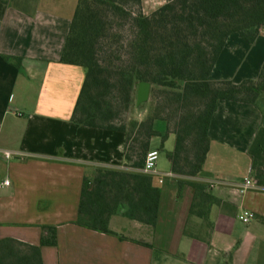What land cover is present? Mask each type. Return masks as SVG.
I'll use <instances>...</instances> for the list:
<instances>
[{
  "label": "crops",
  "instance_id": "1",
  "mask_svg": "<svg viewBox=\"0 0 264 264\" xmlns=\"http://www.w3.org/2000/svg\"><path fill=\"white\" fill-rule=\"evenodd\" d=\"M78 2L0 0V238L39 245L43 226L56 225L57 244L42 246L44 264H264V186L250 155L264 127V92L253 103L219 100L201 174L184 178L169 160L151 173L161 189L155 227L123 212L110 220L113 233L76 223L85 179L99 169L144 172L127 165L124 132L71 120L86 72L61 56ZM165 2L143 0L144 11ZM263 65L264 35L249 42L232 34L211 79H256ZM247 177L255 184L244 189ZM180 178L208 186L215 203L206 218ZM246 211L254 213L247 223Z\"/></svg>",
  "mask_w": 264,
  "mask_h": 264
},
{
  "label": "trees",
  "instance_id": "2",
  "mask_svg": "<svg viewBox=\"0 0 264 264\" xmlns=\"http://www.w3.org/2000/svg\"><path fill=\"white\" fill-rule=\"evenodd\" d=\"M263 30L264 0H166L149 14L143 0H79L61 56L86 72L71 120L124 132L125 158L133 168H143L154 137L164 144L174 134L175 147L166 154L172 171L197 176L207 160L219 100L253 103L264 92V65L258 78L235 83L212 80L215 64L230 35L253 42ZM141 80L153 84L155 106L145 119L128 123L125 116L136 105ZM158 120L167 122L165 133L156 128ZM250 155L257 184L264 186V127ZM179 182L195 189L193 209L206 218L215 203L208 186ZM160 200L151 173L99 169L93 180L84 181L76 223L113 233L110 220L123 212L155 227ZM56 244V225L43 226L39 245L0 238V264H44L42 246Z\"/></svg>",
  "mask_w": 264,
  "mask_h": 264
},
{
  "label": "rangeland",
  "instance_id": "3",
  "mask_svg": "<svg viewBox=\"0 0 264 264\" xmlns=\"http://www.w3.org/2000/svg\"><path fill=\"white\" fill-rule=\"evenodd\" d=\"M116 28H118L117 31H119V25H115ZM124 31V30H122ZM114 39L119 40V36L115 35L113 36ZM113 39V40H114ZM152 89H153V84H152ZM155 106V98L153 96V92L151 90V95H150V99L148 102L141 104L140 106L135 105L134 107H132L128 113L126 114L125 117H127V122L130 123L134 120H143L145 119L154 109ZM158 126L159 129H161V131L163 133H165L167 131V122L162 120V121H158ZM175 142H176V137L171 134L168 139L164 142H162V138L160 136H156L152 139V143H151V147H154L156 149H159L160 151V157L157 163V166L164 170L167 168L168 166V158L166 156L168 151H172L175 147ZM184 178H190L189 176H185Z\"/></svg>",
  "mask_w": 264,
  "mask_h": 264
},
{
  "label": "built area",
  "instance_id": "4",
  "mask_svg": "<svg viewBox=\"0 0 264 264\" xmlns=\"http://www.w3.org/2000/svg\"><path fill=\"white\" fill-rule=\"evenodd\" d=\"M261 34L264 35V30L262 31ZM1 125H2V122L0 121V128H1ZM5 156L7 158H10V157H12V154L10 152H5ZM159 157H160V151H159V149L151 148L148 151L147 155H146L145 163H144V166H143V171L146 172V173H152V172H154L155 169L157 168V163H158ZM161 182H162V180H161ZM9 183H10L9 180H6L5 181V184H9ZM254 184L255 183L252 180V178L247 177L245 179L244 189L251 188V187L254 186ZM252 218H254V213L249 212V211L244 212L240 216V219L243 222H245V223L249 222Z\"/></svg>",
  "mask_w": 264,
  "mask_h": 264
},
{
  "label": "water",
  "instance_id": "5",
  "mask_svg": "<svg viewBox=\"0 0 264 264\" xmlns=\"http://www.w3.org/2000/svg\"><path fill=\"white\" fill-rule=\"evenodd\" d=\"M151 90H152V83L150 81L141 80L138 82L137 99H136L137 106H140L141 104L149 101Z\"/></svg>",
  "mask_w": 264,
  "mask_h": 264
}]
</instances>
